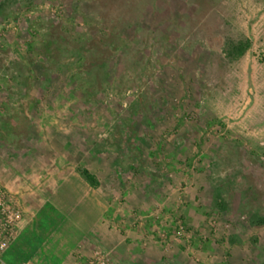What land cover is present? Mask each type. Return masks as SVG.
<instances>
[{
	"label": "rangeland",
	"instance_id": "rangeland-1",
	"mask_svg": "<svg viewBox=\"0 0 264 264\" xmlns=\"http://www.w3.org/2000/svg\"><path fill=\"white\" fill-rule=\"evenodd\" d=\"M14 168L103 191L109 264H264V0H0Z\"/></svg>",
	"mask_w": 264,
	"mask_h": 264
},
{
	"label": "crops",
	"instance_id": "crops-1",
	"mask_svg": "<svg viewBox=\"0 0 264 264\" xmlns=\"http://www.w3.org/2000/svg\"><path fill=\"white\" fill-rule=\"evenodd\" d=\"M6 174L0 183L19 198L23 218L3 264H84L94 248L112 245L114 207L81 171L46 177L14 168ZM68 224L70 228H63ZM61 233L72 239L67 242L69 236Z\"/></svg>",
	"mask_w": 264,
	"mask_h": 264
},
{
	"label": "built area",
	"instance_id": "built-area-1",
	"mask_svg": "<svg viewBox=\"0 0 264 264\" xmlns=\"http://www.w3.org/2000/svg\"><path fill=\"white\" fill-rule=\"evenodd\" d=\"M23 218V207L19 198L5 185L0 183V264L3 254L19 230V222ZM108 254L96 249L87 264H109Z\"/></svg>",
	"mask_w": 264,
	"mask_h": 264
},
{
	"label": "trees",
	"instance_id": "trees-1",
	"mask_svg": "<svg viewBox=\"0 0 264 264\" xmlns=\"http://www.w3.org/2000/svg\"><path fill=\"white\" fill-rule=\"evenodd\" d=\"M251 44H252L251 39L246 36H242L240 38L231 40L227 48L228 49L227 52L228 55L231 57V60H237L241 58L251 47Z\"/></svg>",
	"mask_w": 264,
	"mask_h": 264
}]
</instances>
